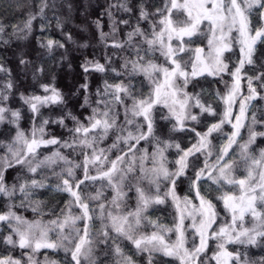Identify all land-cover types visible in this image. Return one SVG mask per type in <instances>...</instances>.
I'll list each match as a JSON object with an SVG mask.
<instances>
[{
    "label": "snow or ice",
    "instance_id": "obj_1",
    "mask_svg": "<svg viewBox=\"0 0 264 264\" xmlns=\"http://www.w3.org/2000/svg\"><path fill=\"white\" fill-rule=\"evenodd\" d=\"M46 7L45 3L40 8L41 16ZM113 7L132 13L134 6L129 0L109 5L106 11L111 33L101 31V42L107 47L108 36L119 33L122 23L131 30L124 40L113 39L110 46L134 50L135 59L124 58L120 66L123 71L112 66L110 56H106L107 64L86 60L81 65L85 83L73 95L83 90L80 108H90V115L82 120L62 108L55 119L45 117L41 109L66 105V99L54 85L42 84L44 95H20L31 113L27 132L20 124V110L8 107L14 84L8 80L0 88V125L11 126L0 138V198L6 209L0 210V226L9 230L2 237L3 244L27 250L21 252L22 257L27 255L26 264H58L47 256L43 262L37 261L35 256L42 249L63 251L60 264H108L109 257L114 264H137L134 256L141 254H147L146 264H264V255L253 259L250 254L251 248L264 249V147L257 142L264 138V131L258 129L264 128V106L255 103L264 101V60L257 64L254 59L257 45H264V0H163V6H157L153 13L140 5L135 26L129 19L117 23ZM33 19L35 16L25 23L29 32ZM140 21L149 27H142ZM95 23L99 28L100 21ZM3 30L0 26V32ZM200 36L207 39V49L197 44ZM54 44L64 47L49 39V51ZM235 46H239L240 56L230 67L231 58L225 53L233 52ZM20 63L26 61L21 59ZM246 65L253 66L254 74L245 71ZM6 71L0 65V72ZM93 71H111L127 82L105 79L102 88L96 89L93 102L88 83V74ZM205 74L221 80L224 75L231 77V82L223 80L225 90L215 94L223 105L222 112L203 100V89L188 91L189 86L195 89L198 85L194 81ZM137 75L148 82L147 92L143 81L139 88L134 85L132 77ZM245 79L247 92L243 93L241 81ZM237 105L239 110L234 112ZM160 108L167 109V114ZM205 114L220 119L208 121ZM226 124L231 132H225ZM49 125L67 129L68 138L50 134ZM205 125L206 130L197 127ZM177 132L185 134L188 146L174 137ZM189 133H194V138ZM146 145H151V150ZM41 149L52 150L45 154ZM61 149L82 156V162H74ZM170 149H175L174 168L166 155ZM61 162L64 167L56 172ZM44 169L58 178L54 189L48 187ZM9 170H16V182L11 186L6 179ZM25 171L31 175L24 176ZM181 178L189 181L198 205L188 196L181 199L177 195ZM97 181L100 185L95 193L89 191ZM202 181L209 193H219L216 199L223 202L230 222L218 223L217 206L204 194ZM105 188L112 193L110 199L104 195ZM38 189L67 194L64 208L59 213H46L44 201L34 199ZM133 199L135 205L131 207L128 201ZM169 199L177 212L172 227L152 219L156 206L166 205ZM15 208L30 209L37 218L29 220ZM46 214L54 218L45 221ZM186 218L192 221L190 247ZM148 226L151 231H146ZM171 233L174 240L169 237ZM122 241H128L135 253L129 255ZM211 242H215V250L209 257ZM228 245L240 247L229 250ZM100 251L105 259L99 258ZM0 264L24 262L5 255L0 256Z\"/></svg>",
    "mask_w": 264,
    "mask_h": 264
},
{
    "label": "trees",
    "instance_id": "obj_2",
    "mask_svg": "<svg viewBox=\"0 0 264 264\" xmlns=\"http://www.w3.org/2000/svg\"><path fill=\"white\" fill-rule=\"evenodd\" d=\"M130 4L133 5L132 13H125L118 8H111L113 13V18L119 23L121 19H129L130 23L135 26L136 20L139 19L140 5H143L144 9L149 13H153L157 6H163V0H129ZM47 4L48 7L44 9V15L39 14V10L43 4ZM117 3V0H0V26L3 27V32H0V65H2L6 72H0V88H3L4 83L11 80L14 84L12 89V94L10 96V101L8 107L16 110L19 109L22 113V119L20 121L21 126L27 132H30L31 121L29 117L31 116L27 105H24L20 99L21 93L24 95L38 94L44 95L42 84H51L58 88L66 99V105H51L49 108H43L41 111L44 113L45 117L51 116L55 119L61 114V109L64 112L68 110L73 111L74 114L80 116L83 120L85 116L91 114L90 108H80V104L83 102V90L81 89L79 95H73L76 89L83 83H85V73L81 68V65L86 60H98L100 63L107 64L106 56L111 57L112 66L120 69L124 58L135 59L134 50L129 51L127 48L121 50L118 48H112L111 42L113 39L124 40L127 31L131 30L127 28L122 23H119L120 32L117 34H110L107 38V47L105 43L101 42L100 32L111 33V22L107 15L106 9H108L110 4ZM35 16L32 20V28L29 32L25 28V23L31 17ZM100 21V27L96 25V21ZM59 22V24H58ZM140 24L144 28H148L149 25L145 21H140ZM235 35V33H233ZM71 37V39H69ZM51 39L53 41H59L64 45V47H59L58 45L53 46V49L49 51L47 48V42ZM197 44L199 46L207 49V39L205 36L197 37ZM7 42V43H5ZM41 45H44L41 47ZM144 47H147L144 45ZM159 57V53H156ZM240 56L239 46L234 47L233 52L225 53V57H230V67L235 65L237 59ZM24 59L25 64H21L20 60ZM254 59L257 60V64H260L264 60V45H257V51L255 53ZM159 62H163V57H159ZM191 68L189 67V71ZM245 71L249 75L254 74L255 69L253 66L246 65ZM88 83L92 92L93 102L96 99L95 92L97 88H102L105 79L109 82H120L126 78L116 77L114 72L108 71L107 73L90 72L88 74ZM133 83L136 88L140 87V82L144 83V91H148V82L144 80V77L137 75L132 77ZM223 80L231 82V77L224 75ZM223 80L219 76L212 77L205 74L199 77L197 81V87L193 89L189 86L188 91L201 92L202 98L205 102L212 103L221 112L223 110V105L216 98L215 94L217 91L223 92L225 86ZM241 90L243 93L247 92L246 79L241 81ZM7 91V89H5ZM131 103V101H128ZM255 103L264 106V101H257ZM238 105L234 107V112H238ZM160 112L167 114V109L160 108ZM198 111V110H195ZM121 117L123 119V109H120ZM251 115V114H249ZM204 119L208 121L219 120L220 117H211L205 114ZM87 121H85L86 123ZM174 122V121H173ZM69 127L73 126L71 120L66 121ZM163 123V121H161ZM11 127L10 125L4 124L0 125V138H4L7 133L4 131ZM199 130H206L207 125L200 128ZM258 129L264 131V128ZM225 132H231V126L226 124L224 126ZM15 129L12 128V132ZM47 131L56 136H63L68 138L69 133L67 129H62L58 125H49ZM174 137L178 139L184 146H188L190 141L185 138L184 133H174ZM189 136L194 138V133H189ZM215 135V134H214ZM245 138H247V133L244 132ZM223 139V137H221ZM264 138H258V144L264 147ZM106 144H102L101 147H105ZM218 143V141H217ZM143 144V142H142ZM151 150V145H146ZM55 146H53L54 148ZM255 147V146H254ZM52 149H41L45 154H50ZM61 152L67 153L69 158L74 162H82L83 157L72 153L70 149H61ZM169 160L171 161L170 167L174 168V158L175 149H170L168 153ZM203 157H201V166ZM64 167L61 162L55 167L56 172H60ZM44 173L48 177V187L51 189L55 188V185L59 183L58 178L52 174L49 169H44ZM82 175V172L79 173ZM24 176H30V173L26 171L23 173ZM16 170H9L6 174L7 183L9 186L16 182L15 180ZM43 178L42 176H37V179ZM182 182H178L177 195L183 199V197L188 196L189 199L193 200L195 204H199V201L195 200V191L190 188L189 181L181 178ZM100 182L97 181L94 187H91L89 191L95 193L96 188H98ZM204 194L210 195L214 204L217 206V211L219 212L218 223L222 224L227 220L230 222V214L224 209L223 202L216 199L219 194L217 192H208L207 184L201 182ZM215 188V185H212ZM227 187V186H225ZM104 195L110 199L112 193L110 189H104ZM34 199H40L44 201V207L46 213L49 211H55L59 213L60 209L64 208L65 202L68 199L67 194L57 193L54 190L48 191L45 189H38ZM3 198H0V210H6L2 203ZM16 203H19V197L16 199ZM129 206L134 207L135 200L128 201ZM14 211L17 214L25 216L27 219L31 220L35 217L34 213L30 209L15 208ZM74 211H79L75 209ZM177 212L175 205L172 203L171 199L168 200L166 205L156 206L153 211L152 219H157L159 222L165 224L168 227H172L176 221ZM54 218L51 215H45L43 219L46 221L48 219ZM249 220V219H248ZM251 220V219H250ZM249 220V221H250ZM185 224L188 225V230L186 235H188L189 247L191 246V241L193 238V230L191 229L192 221L190 218L185 219ZM96 226L99 228L100 222L96 221ZM218 227V225H214ZM151 226H148L146 231H151ZM9 230L6 226H0V256L12 255L14 258H20L26 264L27 255L21 256V252L27 250H21L19 248L11 249L10 246L3 244L2 237L7 235ZM170 239H175V234H169ZM198 243V238L196 239ZM122 246L125 251L131 255L135 253L134 247L128 241H122ZM212 246L208 251V256L212 255L215 250V242H211ZM237 245H228L229 250L237 248ZM100 249L104 248V245L99 246ZM250 254L253 259H257L260 255H264V249L251 248ZM63 251L53 252L48 249H42L36 254L35 258L37 261L43 262L47 256L49 259L56 260L58 264L64 259ZM100 259H105L103 252H98ZM146 255H135L134 259L137 264H146ZM161 260H168L169 258L160 257ZM108 264H114L111 257L108 258ZM170 264H178V262H170ZM211 264H215L212 261Z\"/></svg>",
    "mask_w": 264,
    "mask_h": 264
},
{
    "label": "rangeland",
    "instance_id": "obj_3",
    "mask_svg": "<svg viewBox=\"0 0 264 264\" xmlns=\"http://www.w3.org/2000/svg\"><path fill=\"white\" fill-rule=\"evenodd\" d=\"M241 91H242V90H241ZM181 207H183V205H181ZM247 219H249V220H250L251 218H250V217H248Z\"/></svg>",
    "mask_w": 264,
    "mask_h": 264
}]
</instances>
